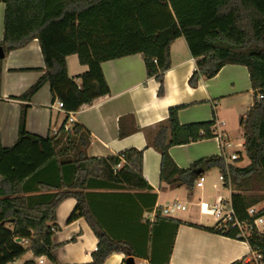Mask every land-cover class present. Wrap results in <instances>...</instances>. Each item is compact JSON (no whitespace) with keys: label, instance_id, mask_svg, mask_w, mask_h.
Segmentation results:
<instances>
[{"label":"trees","instance_id":"obj_1","mask_svg":"<svg viewBox=\"0 0 264 264\" xmlns=\"http://www.w3.org/2000/svg\"><path fill=\"white\" fill-rule=\"evenodd\" d=\"M3 1L0 46L4 54L36 38L44 67L42 75L24 93L12 97L23 102L16 141L10 147L0 142V264H12L27 252L54 263L55 210L67 197L76 199L67 222L83 217L97 238L91 261L73 264H102L113 251L147 256L149 264H170L175 231L182 221L157 213L153 222H146L149 252L147 248L137 251L105 229L86 191L92 187L150 190L142 175L143 150L131 147L105 157L88 156L90 133L80 123H71L67 129L63 123L55 133L42 137L25 129V117L32 95L44 83L49 84L53 98L62 102L66 112H75L108 95L100 64L135 53L142 55L146 76L158 82L157 94L162 95L163 74L170 67V44L180 36L195 60V70L188 79L190 86H195L199 77H213L226 64L247 68L253 103L239 123L248 164L239 166L222 155H211L193 161L187 168L177 166L169 148L214 137L215 119L180 124L178 111L184 105H175L168 108L167 117L154 130L142 129L147 146L160 154V181L192 191L202 174L199 169L218 168L223 185L232 190L229 201L234 216L251 222L247 209L264 200V0ZM69 54H76L79 62L87 65V70L76 77L80 84L67 73L65 58ZM124 134L119 131V136ZM239 161L240 157L234 162ZM258 212H264V206ZM165 222L171 225L169 239L160 240L156 247L157 229ZM196 226L245 240L251 248L264 246V237L255 231L243 239L229 223ZM159 251L167 254L156 261ZM21 264L37 263L32 258Z\"/></svg>","mask_w":264,"mask_h":264},{"label":"crops","instance_id":"obj_2","mask_svg":"<svg viewBox=\"0 0 264 264\" xmlns=\"http://www.w3.org/2000/svg\"><path fill=\"white\" fill-rule=\"evenodd\" d=\"M5 3L0 0V41L3 39ZM170 67L163 74L164 92L157 94L158 82L147 77L140 53L103 61L100 66L109 88V94L84 105L75 112H66L55 106L48 83H44L31 97L26 110L25 129L32 134L46 137L53 134L63 123H80L90 133L88 156L105 157L134 147L142 149V175L149 183L148 191L134 189L88 188L89 202L105 229L115 238L128 241L137 251L149 252L146 222L155 216L179 219L176 228L170 264H230L245 261L249 252L247 242L198 228L211 227L216 223L213 216L200 212V204L209 206L218 198L229 201L232 190L218 181V168H201L204 176L202 186L194 183L192 191L185 187H170L159 178L160 154L147 146L142 129L154 130L164 120L168 108L184 105L178 111L180 124L216 121V131L226 136L224 151L237 153L248 164L243 150V133L239 119L253 103V92L247 68L240 64H226L211 78L199 77L195 86L188 79L195 70L186 41L177 37L169 48ZM67 73L76 78L87 70L76 54L65 58ZM44 60L36 38L25 45L10 50L0 60V142L10 147L17 138L20 103L17 99L43 73ZM78 84L80 80L76 78ZM137 128V130H133ZM119 131L124 136H119ZM234 148V149H232ZM221 145L215 138H207L186 144L173 145L169 153L181 168L193 161L219 155ZM185 206L173 214L162 215L161 208L172 202ZM76 205L74 197L63 199L56 207L57 228L53 235L52 254L55 262L47 258L43 264H73L91 261L97 238L83 217L72 222L67 218ZM155 235L156 247L160 240L167 241L171 225L163 223ZM168 234V236H167ZM74 237V239H72ZM162 237V238H161ZM130 251H113L102 264H124L132 256L136 264H149L147 256L128 254ZM167 252L159 251L155 257L160 261ZM36 259L31 252L25 253L12 264H21L27 259Z\"/></svg>","mask_w":264,"mask_h":264},{"label":"built area","instance_id":"obj_3","mask_svg":"<svg viewBox=\"0 0 264 264\" xmlns=\"http://www.w3.org/2000/svg\"><path fill=\"white\" fill-rule=\"evenodd\" d=\"M262 97L261 94H258V98ZM55 106L57 108L63 109V104L60 100L55 101ZM216 121L213 126L214 137L219 141L222 149L219 155H222L225 160L236 161L239 159V155L237 153H232L228 155L224 151V146H226V136L219 131H216ZM64 127L69 128V123H66ZM120 163L116 165L118 168ZM218 181L223 184V176L219 174ZM204 182V176H199L195 185L200 187ZM185 206L180 204L179 202H172L170 205L161 208L162 215L173 214L176 210H184ZM259 207L257 205L251 206L247 209V214L251 218V222H247L244 220H239L234 216L233 209L231 207L230 201H223L221 198H218L216 203L209 206L207 203L200 204V212L204 214H208L213 216V218L217 221H221L222 223H229L231 227H234L238 230V236L243 239H247L252 231H255L259 236L264 237V212H258ZM53 230V228H51ZM245 241V240H244ZM246 242V241H245ZM249 245V244H248ZM44 256L36 257L35 261L37 264L44 263ZM245 262L248 264H264V246L251 248L249 246V252L246 257Z\"/></svg>","mask_w":264,"mask_h":264},{"label":"water","instance_id":"obj_4","mask_svg":"<svg viewBox=\"0 0 264 264\" xmlns=\"http://www.w3.org/2000/svg\"><path fill=\"white\" fill-rule=\"evenodd\" d=\"M4 57V51L2 49V47L0 46V60ZM201 170V169H200ZM124 264H136L134 261V258L132 256H128L125 259V263Z\"/></svg>","mask_w":264,"mask_h":264},{"label":"rangeland","instance_id":"obj_5","mask_svg":"<svg viewBox=\"0 0 264 264\" xmlns=\"http://www.w3.org/2000/svg\"><path fill=\"white\" fill-rule=\"evenodd\" d=\"M232 149H234V148H232ZM228 155H230V154H228ZM227 162L235 163L234 161H229V160H227ZM262 193H264V191H262ZM263 206H264V200L258 204V207H263Z\"/></svg>","mask_w":264,"mask_h":264}]
</instances>
